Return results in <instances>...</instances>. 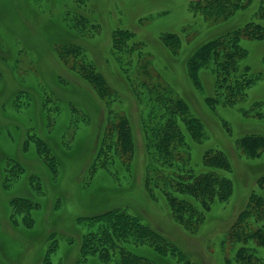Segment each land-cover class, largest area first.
Segmentation results:
<instances>
[{
    "label": "rangeland",
    "instance_id": "374dc122",
    "mask_svg": "<svg viewBox=\"0 0 264 264\" xmlns=\"http://www.w3.org/2000/svg\"><path fill=\"white\" fill-rule=\"evenodd\" d=\"M211 1L0 0V264H42L50 233L58 240L52 263L74 264L77 248L67 237H76L75 218L117 205L127 207L182 249L184 257L171 259V264H247L248 247L255 249L252 264H264V246L239 240L259 226L261 213L257 210L255 221L252 218L248 227L240 229L244 225L239 224V214L249 197H260L261 208L264 205V0H241L244 6L237 9L233 5L239 0H223V13L227 9L230 13L222 15L213 10L215 2ZM204 5L209 7L207 12ZM68 15L85 18L84 28L70 30L66 26ZM119 28L128 30L132 38L126 40L122 51L112 46L113 32ZM168 35L172 38L166 42ZM214 39L224 44L235 61L229 70L237 73L236 83L243 87V97L238 96L236 102L225 101L222 90L216 93L217 72L229 73L217 71L213 54L205 57V64L193 65L194 77L190 72L191 59L202 47H213ZM68 42L78 44L83 50L80 60L93 62L106 77L116 92L110 106L131 121L135 143L131 173H125L121 181L110 171L98 169L88 186L82 184L88 179L87 168L107 106L60 59L58 47ZM132 43L139 45L135 52ZM143 84L155 86L156 92L161 90L162 99L154 101ZM44 96L51 97V110L45 119ZM165 98L184 102L189 114L202 125L198 142L188 137L189 168L208 171L202 156L209 148L223 150L230 168L220 172L227 183L229 180L230 193L211 205L195 233L173 220L160 192L153 190L157 196L152 199L143 187L148 165H152L143 124L152 128L168 114L170 106L165 105ZM71 109L78 113L77 118H86L85 122L79 119L75 130L67 129L73 117ZM33 134L50 143L61 165L57 177L37 154ZM25 140L29 146L23 151ZM6 156L18 159L25 167V173L8 189L1 186ZM175 165L172 172L181 168ZM27 173L38 174L40 191L29 184ZM12 196L39 202L31 211L34 222L30 227L20 216L17 226L9 221ZM241 245L244 249L238 253ZM142 246L141 255L155 258L149 244ZM89 260L107 264L96 258Z\"/></svg>",
    "mask_w": 264,
    "mask_h": 264
},
{
    "label": "trees",
    "instance_id": "16d2710c",
    "mask_svg": "<svg viewBox=\"0 0 264 264\" xmlns=\"http://www.w3.org/2000/svg\"><path fill=\"white\" fill-rule=\"evenodd\" d=\"M213 1L215 2L213 10L219 13L218 15L230 13L228 9L226 13H223L225 9L224 4H222L223 0H212L211 2ZM211 2L209 3L210 6ZM233 6L237 9L244 5L239 0ZM202 8L207 12L209 7L208 5H204ZM79 18L68 15L66 17V26L73 31H79V27L84 28L83 22L86 19ZM171 38L168 35L164 37V40L168 42ZM130 39L132 38L128 30L115 29L112 35V46L116 51H122L127 47L126 40ZM211 45H213L211 48H201L197 57L191 59L189 62V68L194 64H205L207 60L205 57L212 56L213 54L212 60L217 58V71L219 68L220 71H224L225 69L227 75L229 73V76H226L222 72H217L214 81L216 93L222 90L225 101L230 103L236 102L239 100L238 96L243 97V87H240L236 83V81H239L236 77L237 73L234 71L231 73L229 70L235 61L232 59V56H229L228 51H225L224 44L222 46L219 40L214 39ZM220 45L223 49L220 48ZM138 46V43H132V52L137 51ZM205 49H207L206 52ZM82 51L78 44L71 42L59 46L57 50L63 63L74 71L80 79L85 81L107 106L105 116L99 123L101 125L98 130V145L87 168L86 175L88 179H83L82 184L88 186L98 169L110 171V174L116 181L118 179L121 181L125 177V173H131V161L135 147L131 121L126 116L115 112L110 106L116 92L110 86L106 77L97 70L93 62L84 60L82 56L81 58L84 62L80 60L79 57ZM218 58L221 59L218 61ZM143 68L147 72L145 65ZM190 72L194 77L196 68L193 66V70L190 69ZM143 88L148 93L154 95V101L157 100V97L158 99H162L159 96L161 90L159 89L160 91L157 92L153 90L155 86L143 84ZM24 94L30 98L26 92ZM50 98L44 96L42 100L44 119L45 113L51 110V104H49ZM173 98H165L167 100L165 105H169L170 107L168 114H164V117L155 123L159 128L156 126H154L155 128H150L147 127V124H143L145 126L146 148L151 157L152 164L148 165L149 169L145 174L143 187L147 195L152 199L157 196L153 190L160 192L168 202L173 220L190 233H195L204 223L205 213L209 211L211 205L217 200L226 198L230 193L229 180L227 183L225 177L222 176L223 174H220L222 170L230 168L226 161L227 155H225L224 151L212 148L207 149L202 156L203 164L209 167L208 171H196L195 169L193 171L189 168L190 153L188 150V137L193 142H198L202 137V125L200 121L189 114L184 102L176 99L173 103ZM17 100V97H15V102ZM172 103L173 105H171ZM15 104L17 106V103ZM71 112L73 117L70 121L71 125L67 129L74 128L75 130L78 127L79 121L85 122L86 118L85 115H83L85 120L81 116L77 118L78 113L72 109ZM175 120L181 121L184 127L181 128ZM31 139H33L32 142L35 145V150L44 166L53 177H57L61 165L50 147V143L37 134H33ZM27 143V140H25L22 148L23 151L27 150L29 146ZM4 162V178H2L1 186L8 189L13 186L21 174L25 173V167L14 157L6 156L4 157ZM175 163V166L181 165V168L178 171L176 169L175 172H172L173 169L171 168ZM182 164L185 166L183 169ZM26 179L34 190H41L42 183L38 174L27 173ZM9 203L11 206L9 221L12 225H19L20 216L21 222L25 226L30 227L34 222L31 211L40 206L39 202L36 200L32 201L28 197L12 196ZM263 207L264 205L261 208L260 197H249L245 210L239 214V216L241 215L239 224L242 223L244 225L240 229L245 226L248 227L251 219H254V212L258 210L261 215L258 217L259 226L255 232L253 234L244 233L239 239L242 243L252 240L254 246H264ZM127 209L125 206L120 207L117 205L94 215L78 216L75 218L76 237H67L69 242L74 243L77 248L74 264H93L94 262H90L89 258H96L98 261L107 264H171V259L184 257L182 249L177 244L169 241L161 233L152 229L141 217L135 213H131ZM48 239L49 243L42 257V264H53L51 258L58 245V240L53 233L49 234ZM144 244H149L148 248L154 252L155 258L151 259L139 253V251L144 249L142 246ZM248 248L251 249V254L248 253L246 255L245 262L252 264L253 260H255L253 258L255 257L253 252L255 249L254 247ZM243 249L242 245L239 246L238 253Z\"/></svg>",
    "mask_w": 264,
    "mask_h": 264
}]
</instances>
